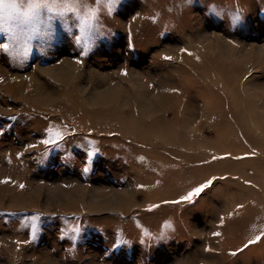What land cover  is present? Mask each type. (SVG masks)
<instances>
[{
	"label": "rangeland",
	"instance_id": "rangeland-1",
	"mask_svg": "<svg viewBox=\"0 0 264 264\" xmlns=\"http://www.w3.org/2000/svg\"><path fill=\"white\" fill-rule=\"evenodd\" d=\"M50 3L0 5V264H264V0Z\"/></svg>",
	"mask_w": 264,
	"mask_h": 264
},
{
	"label": "snow or ice",
	"instance_id": "snow-or-ice-1",
	"mask_svg": "<svg viewBox=\"0 0 264 264\" xmlns=\"http://www.w3.org/2000/svg\"><path fill=\"white\" fill-rule=\"evenodd\" d=\"M53 2H55V0H53ZM83 2H84V0H63V7H61L60 12H61V14H63V13H74L75 14L76 12L81 11L79 9V7H77V5L82 4ZM2 3H3V0H0V5H2ZM0 9H2V8H0ZM92 18L93 17L91 14H88L85 18H82L80 21L82 27L83 28H90ZM85 47H87V44H85ZM166 59L170 60L171 57H166ZM56 142H57L56 138H51V139L44 141L45 144H55ZM5 182H8V181H5ZM209 184H210V182L196 188L194 193H189L187 196L183 197V200H190L193 195L199 194L202 191H204V189L206 187H208ZM21 187L23 188L24 186H21ZM173 203H179V201H175ZM215 235H220V233H215ZM251 242H253V241H250V243Z\"/></svg>",
	"mask_w": 264,
	"mask_h": 264
},
{
	"label": "clouds",
	"instance_id": "clouds-1",
	"mask_svg": "<svg viewBox=\"0 0 264 264\" xmlns=\"http://www.w3.org/2000/svg\"><path fill=\"white\" fill-rule=\"evenodd\" d=\"M29 2V10L30 13L39 11L40 8H48L52 10L54 5L50 3V0H28ZM9 18V13L7 7L0 9V25H3L5 21ZM28 18L26 17L24 20L20 21V23H27Z\"/></svg>",
	"mask_w": 264,
	"mask_h": 264
},
{
	"label": "bare ground",
	"instance_id": "bare-ground-1",
	"mask_svg": "<svg viewBox=\"0 0 264 264\" xmlns=\"http://www.w3.org/2000/svg\"><path fill=\"white\" fill-rule=\"evenodd\" d=\"M220 57H221V55H220ZM223 58V57H222ZM54 70V69H53ZM203 77H205V76H203ZM242 89V88H241ZM234 90V89H233ZM236 90V89H235ZM243 97V98H242ZM233 99L234 98H238V99H244L245 101H247V104H252V102L251 101H248L247 100V96H246V92L242 89L241 91L239 90V89H237L236 90V93H235V91H234V94H233V97H232ZM232 100V99H231ZM246 105V104H245ZM253 105V104H252ZM244 109H245V107H244ZM238 110H241V107H239L238 108ZM135 120V119H134ZM136 121V120H135ZM137 122V121H136ZM118 128H120V132H123V133H128L127 132V130H125L124 128H122V127H120V125L118 126ZM135 130H138V129H135ZM172 130V129H171ZM132 136H135L136 138H138V134H136V133H134V132H132V134H131Z\"/></svg>",
	"mask_w": 264,
	"mask_h": 264
}]
</instances>
